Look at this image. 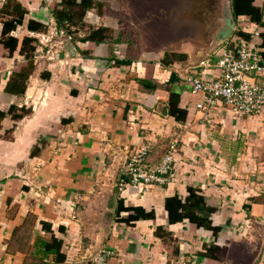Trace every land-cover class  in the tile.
Returning <instances> with one entry per match:
<instances>
[{
	"label": "crops",
	"instance_id": "0c3cea01",
	"mask_svg": "<svg viewBox=\"0 0 264 264\" xmlns=\"http://www.w3.org/2000/svg\"><path fill=\"white\" fill-rule=\"evenodd\" d=\"M12 1L26 14L10 33L15 50L0 43V264H245L236 248L264 226V113L240 117L217 100L206 120L187 79H217L214 63L239 30L264 60V0H251L260 23L233 17V35L212 52L209 43L138 50L119 32L82 41L83 30L58 45L51 8L62 0ZM95 10L86 25L117 30ZM29 20L45 31L28 30ZM26 37L35 40L31 73L20 53ZM50 45L57 59L46 58ZM171 93L183 119L168 113ZM174 141L165 185L117 190L133 152L149 146L153 167ZM190 190L202 200L191 215L209 227L187 217ZM53 239L61 244L49 252ZM102 248L113 255L96 262ZM247 264H264V244Z\"/></svg>",
	"mask_w": 264,
	"mask_h": 264
},
{
	"label": "built area",
	"instance_id": "2783aa9c",
	"mask_svg": "<svg viewBox=\"0 0 264 264\" xmlns=\"http://www.w3.org/2000/svg\"><path fill=\"white\" fill-rule=\"evenodd\" d=\"M55 35L61 39L58 45L72 41V35L63 29L57 31ZM50 40L45 39V43H49ZM230 42L232 43L230 51L224 53L214 63L221 72L217 79H187L192 93L203 96V100L197 103L196 107L204 113L206 120L209 119L210 106L217 100L223 101L232 113L240 117L264 113V60L248 40L236 36ZM55 47L56 45L48 48L46 53L48 60L58 58ZM206 61H202L201 64H206ZM175 142L171 143L169 151L153 167L148 166L146 162L151 152L149 146H143L133 152L123 165L117 190L122 192L126 188L165 185L170 180L173 169ZM112 255V251L102 248L94 260L101 262Z\"/></svg>",
	"mask_w": 264,
	"mask_h": 264
},
{
	"label": "rangeland",
	"instance_id": "374dc122",
	"mask_svg": "<svg viewBox=\"0 0 264 264\" xmlns=\"http://www.w3.org/2000/svg\"><path fill=\"white\" fill-rule=\"evenodd\" d=\"M98 3L101 6L95 11L116 27L112 32H119L122 40L144 51L175 50L184 43L205 48L221 15L219 0H100ZM250 241L251 244L236 248L242 252L241 260L246 258L247 263L263 248V225L252 232Z\"/></svg>",
	"mask_w": 264,
	"mask_h": 264
},
{
	"label": "trees",
	"instance_id": "16d2710c",
	"mask_svg": "<svg viewBox=\"0 0 264 264\" xmlns=\"http://www.w3.org/2000/svg\"><path fill=\"white\" fill-rule=\"evenodd\" d=\"M232 1V14L234 18H237L240 15L249 16L251 21H255L260 23L262 14L258 9L251 6V0H231ZM99 1L95 0H62L58 5L51 8L52 16L54 17L57 27L59 29H63L69 34L78 32V30H83L84 36L81 38L82 41H90L94 43H104L113 38V32L106 27L102 26H89L84 23V18L92 9L100 8L101 4ZM26 14V11L22 9V7L16 2L9 0L7 5L4 8L0 9V17H9L7 20L3 21V27L1 32L0 43L3 44L6 48H8L9 52L15 50L17 45V40L14 37L10 36V33L16 29L18 25H21L23 22V18ZM27 29L30 31H45V26L37 23L35 21L29 20L27 24ZM237 36H244L243 32L240 30L235 33ZM35 40L32 38H24L22 41V46L20 49V53L24 55V57L29 60L28 62V73L33 71V63L32 56L35 50L34 47ZM231 48L232 43L230 42ZM175 57H183V55L174 54ZM184 58V57H183ZM140 84L148 89L149 82L146 79L139 80ZM178 99V95L173 93L170 94L169 99V109L168 113L172 116H175L176 119H183L185 117V111L177 109L176 102ZM28 113V111H23V114ZM40 147L34 146L31 151V156H36L39 153ZM190 202L191 205L184 206L185 213L187 217L191 220L196 219V224L198 226L209 227V220H205L199 217H195L191 215L194 210H199L198 203H202V200L195 195L194 190H190ZM141 213L142 217H145V214L140 210L136 209ZM60 241L57 239H53L52 243L49 246H46L48 251H57ZM210 256V254H208Z\"/></svg>",
	"mask_w": 264,
	"mask_h": 264
},
{
	"label": "water",
	"instance_id": "95a60500",
	"mask_svg": "<svg viewBox=\"0 0 264 264\" xmlns=\"http://www.w3.org/2000/svg\"><path fill=\"white\" fill-rule=\"evenodd\" d=\"M219 9L221 15L218 18V26L211 34L208 42L211 46L209 52H212L216 47L228 42L234 32L235 20L231 12L230 0H219ZM204 59H208V56Z\"/></svg>",
	"mask_w": 264,
	"mask_h": 264
}]
</instances>
